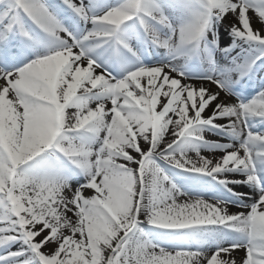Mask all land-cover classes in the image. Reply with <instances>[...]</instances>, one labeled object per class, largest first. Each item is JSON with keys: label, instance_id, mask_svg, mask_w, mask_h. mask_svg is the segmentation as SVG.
I'll return each instance as SVG.
<instances>
[{"label": "snow or ice", "instance_id": "1", "mask_svg": "<svg viewBox=\"0 0 264 264\" xmlns=\"http://www.w3.org/2000/svg\"><path fill=\"white\" fill-rule=\"evenodd\" d=\"M0 264H264V0H0Z\"/></svg>", "mask_w": 264, "mask_h": 264}, {"label": "bare ground", "instance_id": "2", "mask_svg": "<svg viewBox=\"0 0 264 264\" xmlns=\"http://www.w3.org/2000/svg\"><path fill=\"white\" fill-rule=\"evenodd\" d=\"M229 20H231V17H229ZM229 21H225V23H228ZM260 25L258 24V23H256L255 21H253V27L254 28H258ZM204 155H208V153H204ZM193 156H194V154H193ZM240 190H242V191H247V189H240ZM90 193L89 192H86L85 193V195H89ZM230 210H235V211H238V209H236L235 207H233V208H231ZM235 211H233V212H235ZM241 255H243V253L242 252H237L236 253V256H237V258H239Z\"/></svg>", "mask_w": 264, "mask_h": 264}, {"label": "rangeland", "instance_id": "3", "mask_svg": "<svg viewBox=\"0 0 264 264\" xmlns=\"http://www.w3.org/2000/svg\"><path fill=\"white\" fill-rule=\"evenodd\" d=\"M231 211H235V210H231ZM45 251H48V249H45Z\"/></svg>", "mask_w": 264, "mask_h": 264}]
</instances>
